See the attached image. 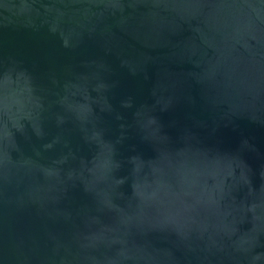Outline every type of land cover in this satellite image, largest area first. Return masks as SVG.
<instances>
[{
	"label": "water",
	"instance_id": "water-1",
	"mask_svg": "<svg viewBox=\"0 0 264 264\" xmlns=\"http://www.w3.org/2000/svg\"><path fill=\"white\" fill-rule=\"evenodd\" d=\"M0 264H264V0H0Z\"/></svg>",
	"mask_w": 264,
	"mask_h": 264
}]
</instances>
